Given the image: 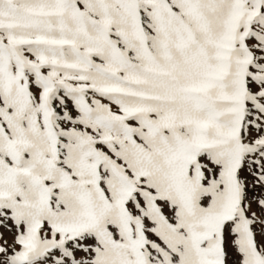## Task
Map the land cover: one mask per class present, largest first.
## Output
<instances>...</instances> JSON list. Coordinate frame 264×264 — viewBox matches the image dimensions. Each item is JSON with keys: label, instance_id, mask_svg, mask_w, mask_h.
<instances>
[{"label": "snow or ice", "instance_id": "1", "mask_svg": "<svg viewBox=\"0 0 264 264\" xmlns=\"http://www.w3.org/2000/svg\"><path fill=\"white\" fill-rule=\"evenodd\" d=\"M0 264H264V0H0Z\"/></svg>", "mask_w": 264, "mask_h": 264}]
</instances>
